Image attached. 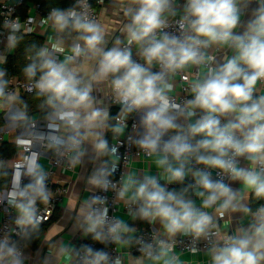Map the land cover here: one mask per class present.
<instances>
[{"label":"clouds","instance_id":"clouds-1","mask_svg":"<svg viewBox=\"0 0 264 264\" xmlns=\"http://www.w3.org/2000/svg\"><path fill=\"white\" fill-rule=\"evenodd\" d=\"M22 2L0 0V264H264V0Z\"/></svg>","mask_w":264,"mask_h":264},{"label":"crops","instance_id":"crops-1","mask_svg":"<svg viewBox=\"0 0 264 264\" xmlns=\"http://www.w3.org/2000/svg\"><path fill=\"white\" fill-rule=\"evenodd\" d=\"M27 6H34L35 2H33L32 0H28L26 2ZM2 145V143H0V146ZM57 171V170H56ZM55 171V172H56ZM56 184H65V185H68V193L65 197L67 196H70L72 195V193L74 191H78V187L75 185V181H74V177L73 178H70L68 176H64V175H60L58 172H57V183ZM62 213V210L60 209V205L58 206V208L56 209L55 211V214L53 215L54 216V220L51 222L50 225H48V230L51 232L52 234V239L53 240H56V239H59V237L57 236L56 234V231L58 230V226H59V223L61 222H68V218L67 217H64L63 220H61V213H57V212H60ZM57 213V214H56ZM56 215V217H55ZM43 247H47V245H43Z\"/></svg>","mask_w":264,"mask_h":264},{"label":"trees","instance_id":"trees-1","mask_svg":"<svg viewBox=\"0 0 264 264\" xmlns=\"http://www.w3.org/2000/svg\"><path fill=\"white\" fill-rule=\"evenodd\" d=\"M28 0H26L27 2ZM35 3H38L41 6V9L44 8L45 6V2L46 0H32ZM63 2L66 4L68 2V0H63ZM28 7L27 4L25 3L24 5H22L19 8V11L21 12V14L24 12L25 8ZM10 59V65L11 66V61H12V57L9 58ZM11 145H9L6 141L2 143V145L0 146V154H3L5 156L10 155L11 154Z\"/></svg>","mask_w":264,"mask_h":264},{"label":"built area","instance_id":"built-area-1","mask_svg":"<svg viewBox=\"0 0 264 264\" xmlns=\"http://www.w3.org/2000/svg\"><path fill=\"white\" fill-rule=\"evenodd\" d=\"M26 3V0H23V2L21 3V5H20V7L22 6V5H24ZM34 5H39L38 3H35ZM39 7L41 8V6L39 5ZM19 10V9H18ZM3 143V142H2ZM54 172L56 171L55 169L53 170ZM53 187H57V188H59L60 190H61V192L66 196L67 195V193H68V191H69V189H68V185H65V184H56V185H54ZM62 199V198H61ZM58 206H59V202H57V204H56V209L58 208ZM56 209H55V211H56ZM55 211H54V214H55ZM53 214V215H54Z\"/></svg>","mask_w":264,"mask_h":264}]
</instances>
